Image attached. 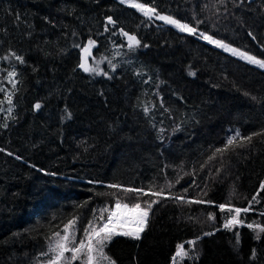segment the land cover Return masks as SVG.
Segmentation results:
<instances>
[{
	"label": "trees",
	"instance_id": "1",
	"mask_svg": "<svg viewBox=\"0 0 264 264\" xmlns=\"http://www.w3.org/2000/svg\"><path fill=\"white\" fill-rule=\"evenodd\" d=\"M135 2L197 33L118 0H0V264H39L46 237L75 217L78 242L117 199L157 203L139 240L108 243L115 264H264V69L199 37L264 60V0ZM89 39L100 74L78 67ZM237 131L261 135L217 153Z\"/></svg>",
	"mask_w": 264,
	"mask_h": 264
},
{
	"label": "snow or ice",
	"instance_id": "2",
	"mask_svg": "<svg viewBox=\"0 0 264 264\" xmlns=\"http://www.w3.org/2000/svg\"><path fill=\"white\" fill-rule=\"evenodd\" d=\"M122 4H128L132 8L140 11L145 17L151 19L155 16V19L162 20L167 24L174 25L181 32H187L188 34L195 35L197 33V29L195 27L190 26L187 23H182L177 19H174L171 16L160 15L155 7H149L146 3H137L135 0H120ZM107 22L109 24L115 23L112 17L107 18ZM107 30V29H106ZM122 35L127 37L128 46L130 49L140 46V41L135 35H130L127 32L121 30ZM251 35V33H249ZM199 37L208 41L209 43L214 44L217 47L223 48L225 51H230L234 55H239L243 59L247 60L249 63H253L258 65L261 68H264V60H258L256 57L248 55L245 52H241L238 49L231 48L228 44L224 43L221 40H216L212 36L207 35L203 32L199 33ZM95 44V42L91 39L88 41V45L81 48V60L78 65L85 72L100 74L99 61L95 62V67L89 66L86 56L90 55V48ZM78 46V45H77ZM147 47V45H144ZM16 60L23 63V58L16 55L15 53H10ZM4 59H8V57H4ZM111 63V61H109ZM113 69L115 65H112ZM106 74V73H105ZM190 75H194V73H190ZM16 76L15 71L8 72V78L10 81L15 84V81L12 80L13 77ZM0 91H3L0 89ZM6 100L9 104L8 112H12V95L6 93ZM0 103H3L0 101ZM41 104L36 103L34 105L35 109H40ZM147 114L148 109H144ZM261 135V133H253L250 136H245L241 138V134L239 131L236 132V135L233 137H229L227 144L223 149H217V153H223L228 150L229 146L234 147H244L247 143H250L253 136ZM2 151V149H0ZM11 155V153H9ZM19 159V157H17ZM211 159V157H210ZM178 182V181H177ZM109 188L120 189L121 186L117 184L108 185ZM171 187V185H169ZM261 189L264 190V182H261ZM124 192H137L138 194L143 193L142 189H132L125 188L122 189ZM187 189H185V192ZM164 192V189H160L159 191H151L150 194L156 197H160ZM147 194V193H144ZM177 199H182V197H177ZM257 197L254 196L252 201H249V206H251L253 201H256ZM194 203H202L203 201H192ZM157 203L156 200H152L150 203H147L146 207H142L140 203L132 204L131 207L127 203H122L120 199L115 201V207L110 209L108 207H104L100 209V217H94L93 220H90L88 225L84 229V235L79 238L77 242V237L75 235V225L76 218L73 217L69 219L66 224H64L62 233L60 231L53 232L50 236L46 237L48 241V250L47 252L41 253V256H46L47 259L40 261L39 264H75V262H79V264H115V261L112 260L110 256H108L105 252V248L108 243L113 240L115 236H124L130 237L135 240H139L141 238V233L145 231L147 226V221L149 217V212L152 208V205ZM210 203V202H209ZM225 205H219L221 210L225 209ZM249 208H228L229 212H235L230 219H227L224 227L229 230L232 226L237 224H243V221L238 219L239 214L241 212H248ZM104 213H107L106 220L104 218ZM264 215V213H262ZM210 220L214 217L209 214L208 217ZM99 219L103 221L101 224H97L96 221ZM131 226V227H129ZM247 227L253 228V224H248ZM259 227L260 232H264V227ZM211 233H205V235H210ZM259 238V234L257 235ZM237 242H239V234L237 233ZM189 244H194L195 241H189ZM70 254V255H66ZM177 255H187L186 252L183 251L182 245H177ZM253 256H255V250H253ZM175 261V257L173 258Z\"/></svg>",
	"mask_w": 264,
	"mask_h": 264
},
{
	"label": "rangeland",
	"instance_id": "3",
	"mask_svg": "<svg viewBox=\"0 0 264 264\" xmlns=\"http://www.w3.org/2000/svg\"><path fill=\"white\" fill-rule=\"evenodd\" d=\"M119 2H120V0H118ZM126 4V3H125ZM126 5H128V4H126ZM130 6V5H129ZM137 10V9H136ZM140 12V11H139ZM141 13V12H140ZM161 15V14H160ZM151 20L152 21H157V22H161L162 24H167V23H165L164 21H162V20H157V19H155V16H153L152 18H151ZM167 25H170V24H167ZM170 26H172L173 28H175V29H177V30H179L178 28H176L174 25H170ZM125 40L127 41V37H125ZM128 42V41H127ZM210 44H212V43H210ZM86 45H88V43L87 44H85V46ZM214 45V44H213ZM220 48V47H219ZM91 49V48H90ZM222 50H224L223 48H221ZM227 52H229L231 55H233V56H236V57H238V58H240V59H242V60H244V61H246V62H248L247 60H245V59H243L242 57H240L239 55H234L232 52H230V51H227ZM81 51H80V60H81ZM86 59H87V56H86ZM249 63V62H248ZM250 64H253V63H250ZM253 65H256V64H253ZM256 66H258V65H256ZM259 67V66H258ZM261 68V67H260ZM262 69H264V68H262ZM115 207V204L113 205V207H112V209ZM130 207V206H129ZM129 227H131V226H129Z\"/></svg>",
	"mask_w": 264,
	"mask_h": 264
},
{
	"label": "water",
	"instance_id": "4",
	"mask_svg": "<svg viewBox=\"0 0 264 264\" xmlns=\"http://www.w3.org/2000/svg\"><path fill=\"white\" fill-rule=\"evenodd\" d=\"M248 2L251 1V0H247Z\"/></svg>",
	"mask_w": 264,
	"mask_h": 264
}]
</instances>
